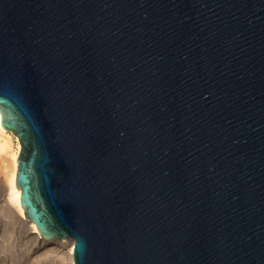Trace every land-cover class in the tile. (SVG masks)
<instances>
[{
    "label": "water",
    "instance_id": "1",
    "mask_svg": "<svg viewBox=\"0 0 264 264\" xmlns=\"http://www.w3.org/2000/svg\"><path fill=\"white\" fill-rule=\"evenodd\" d=\"M0 116L73 264H264V0H0Z\"/></svg>",
    "mask_w": 264,
    "mask_h": 264
},
{
    "label": "rangeland",
    "instance_id": "2",
    "mask_svg": "<svg viewBox=\"0 0 264 264\" xmlns=\"http://www.w3.org/2000/svg\"><path fill=\"white\" fill-rule=\"evenodd\" d=\"M5 131L9 136L12 149L17 151L19 147L18 138L11 131ZM1 153L2 152H0V154ZM5 158L6 156L2 157L0 155V264H47L52 262V260L54 263L62 264L65 257L64 254L62 255V252L58 250L51 252L52 254L49 251L50 256L48 255V252H44V254H39V258H37V254L28 262V259L25 260L33 243L28 239H25L22 235L27 226L26 224L28 222L30 223V221L27 219L28 222H26L27 220L25 219L26 223L23 222V224L21 223L22 221L19 222V218L16 216L17 213L15 212V207L13 206L11 199L8 197V191L5 187L6 167L5 162L3 161ZM39 241L41 242L40 239H37L36 244H39ZM46 257L48 258L46 259ZM32 260H35L36 262H33Z\"/></svg>",
    "mask_w": 264,
    "mask_h": 264
},
{
    "label": "bare ground",
    "instance_id": "3",
    "mask_svg": "<svg viewBox=\"0 0 264 264\" xmlns=\"http://www.w3.org/2000/svg\"><path fill=\"white\" fill-rule=\"evenodd\" d=\"M0 118H1V116H0ZM0 152H2L0 154L2 157L6 156V158L3 159V161L5 162V167H6V170H5L6 171L5 172L6 173V175H5L6 176L5 187H6V190L8 191V197L11 199L13 206L15 207V210H16L15 212L17 213L16 216L19 218V222L22 221L21 223H23V222L26 223V222H28V220L27 219H26L27 221L25 220L24 211H23V208L21 207L20 202H19V191L15 185V170H16L17 151H14L12 149L9 136L7 135V132L5 130H2L1 125H0ZM26 225L27 226L24 229L22 236L25 239H28L29 241H31L33 243V245L30 244L32 247L30 249V252H28L29 253L28 256L25 259V260L28 259L27 262L29 260H31V258H33L37 254H38L37 258H39L40 257L39 254H41V253H43V254H44V252L49 253V251L51 253L55 250H58V251H61L62 252L61 254L62 255L64 254V257H65V259L63 260L64 262L62 264H73V262H72L73 261L72 242H68V237L65 239L64 238H58V239H53V240L42 241V237L36 235L33 223L30 221V223L28 222ZM37 239L41 240V242L39 241L40 243L38 242L39 244H36ZM32 248H33V250H32ZM50 253L48 254L49 256H50ZM47 258L48 257H46V259ZM43 259H45V258H43ZM32 261L36 262L35 260H32ZM47 264H57V263L56 262L54 263L52 260V262H49Z\"/></svg>",
    "mask_w": 264,
    "mask_h": 264
}]
</instances>
